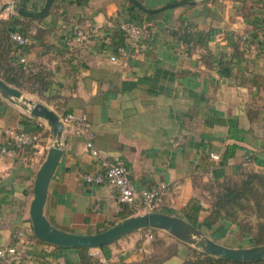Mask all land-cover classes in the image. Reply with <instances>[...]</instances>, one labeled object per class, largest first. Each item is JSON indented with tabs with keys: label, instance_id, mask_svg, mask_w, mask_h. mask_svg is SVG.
Returning <instances> with one entry per match:
<instances>
[{
	"label": "crops",
	"instance_id": "obj_1",
	"mask_svg": "<svg viewBox=\"0 0 264 264\" xmlns=\"http://www.w3.org/2000/svg\"><path fill=\"white\" fill-rule=\"evenodd\" d=\"M137 1L147 8L182 3L151 14L140 9L145 16L139 21L151 25V35L132 44L120 30L122 22L137 21L139 8L129 0H52L42 22L29 27L31 35L37 27L44 29L52 57H45L39 39L25 35L28 51L17 53L11 63L18 66L21 56L29 63H46L53 79L44 95L56 106L35 94L21 91L23 95L46 104L58 116L84 114L96 148L127 166L135 188L177 184L160 196L157 211L180 216L197 194L198 182L221 181L243 170L264 172V88L256 86L264 79V0H245L252 6L247 16L235 0ZM4 3L0 0V19L26 17L8 15ZM44 3L17 0L16 7L35 11ZM187 22L208 33L211 64L201 61L200 47L187 53L171 33ZM76 28L86 34L76 49L77 58L68 55L65 45ZM118 46L125 51L118 52ZM248 109L256 115L250 117ZM20 115L48 131L40 143L44 152L52 139L46 122L1 95L0 148L7 129L22 127ZM61 142L64 151L44 204L47 220L58 229L87 235L132 215L114 189L83 179L87 173L102 172L84 137L67 130ZM23 155L26 158L0 153V247L15 248L11 264H81L82 248L53 245L33 234L29 205L38 162L32 151ZM201 203L204 216L208 206ZM145 235L146 230H136L84 249L100 264H159L150 258L159 250ZM153 237L175 250L160 264L183 262L185 243L162 230ZM209 237L231 247L249 246L235 224Z\"/></svg>",
	"mask_w": 264,
	"mask_h": 264
},
{
	"label": "trees",
	"instance_id": "obj_2",
	"mask_svg": "<svg viewBox=\"0 0 264 264\" xmlns=\"http://www.w3.org/2000/svg\"><path fill=\"white\" fill-rule=\"evenodd\" d=\"M242 3V13L244 16L250 15L249 6L245 0H235ZM259 0H251L254 4ZM52 7V6H51ZM145 16L140 9H137V21ZM42 17H18L14 16L9 20L0 19V78L7 84L27 93L35 94L48 103H53L48 99L46 92L52 84L53 72L46 63L26 62V70L21 69V64L14 66L11 60L17 59L16 54H23L28 51V43L16 45L10 40V33L17 31L24 36L35 37L40 40V47L45 51V57L51 58V45L42 36L44 29L37 27L36 34L31 35L30 26L34 22H42ZM136 21V22H137ZM151 30V25L148 23ZM178 42L183 45L187 53H192L196 48L202 49L201 61L211 64L214 61L208 49V33L193 28L187 22L176 30H171ZM43 38V39H42ZM42 39V40H41ZM69 56H74V50L66 47ZM15 52V53H14ZM257 87L264 88V79L257 82ZM56 106L55 103H53ZM65 113V111H64ZM256 110L248 109V115L253 117ZM21 129L25 131L37 132L40 139L48 136V131L39 124L34 123L30 117L20 115ZM20 129V127H18ZM8 136H5L3 145H7ZM41 142V140H40ZM208 201L210 207L208 213L201 216L203 205L201 199ZM132 211L130 214H133ZM129 214V215H130ZM125 217V216H123ZM180 217L201 229L207 236L213 232H223L227 224H235L237 233L246 235L249 246L264 244V172L243 170L236 176H228L221 181L198 182L197 194L190 199L187 205L180 212ZM114 222L110 223L112 225ZM108 227L105 226L104 229ZM155 233L157 230L152 229ZM153 245L159 250L158 253L151 254L150 258L159 264L174 253V247H164L161 240L153 237ZM79 259L81 264H100L87 249H79ZM181 264H264V259L256 261H233L223 257L207 254L192 246L187 245L186 257Z\"/></svg>",
	"mask_w": 264,
	"mask_h": 264
},
{
	"label": "water",
	"instance_id": "obj_3",
	"mask_svg": "<svg viewBox=\"0 0 264 264\" xmlns=\"http://www.w3.org/2000/svg\"><path fill=\"white\" fill-rule=\"evenodd\" d=\"M134 6L146 13H156L171 8L179 3H168L158 8H147L137 0H129ZM52 0H45L40 10H25L16 7V13L21 16L40 18L47 14ZM0 95L10 102L19 105L32 117L46 122L51 144L46 148L43 161L38 166L33 182V197L29 205V218L33 234L44 242L63 247L95 248L108 244L123 235L136 230H162L174 238L189 244L200 251L233 261H256L264 259V244L256 246L231 247L221 244L201 229L178 215L161 211L132 214L94 234H75L54 227L46 218L44 204L47 188L57 163L64 151L62 146L63 125L56 112L46 104L33 100L7 84L0 78Z\"/></svg>",
	"mask_w": 264,
	"mask_h": 264
},
{
	"label": "built area",
	"instance_id": "obj_4",
	"mask_svg": "<svg viewBox=\"0 0 264 264\" xmlns=\"http://www.w3.org/2000/svg\"><path fill=\"white\" fill-rule=\"evenodd\" d=\"M17 0H5L4 10L8 15L16 13ZM264 18V12H263ZM122 33L130 40L132 44H136L141 40L147 39L151 35V30L147 24L138 23L133 20L124 21L120 25ZM10 40L16 45H23L28 42L27 36H24L20 32L12 31L9 35ZM86 38L85 31L82 28H76L65 40V45L68 48L74 50V57H78L76 49L83 43ZM118 52H124V47L118 46ZM263 51H264V38H263ZM114 60L115 57L111 56ZM19 64L21 69L26 70V60L23 56L19 58ZM63 125V131L70 130L76 135L84 137L85 146L88 153L96 159V161L102 167V172L99 173H87L83 176V179L87 183L92 184H106L115 190L118 200L122 203L128 204L134 213H147L157 211L158 200L162 194L169 191L172 188H176L177 184L160 183L149 189L140 190L132 185L129 177V171L125 164L117 161L109 160L105 155L100 152L93 140V133L91 130V124L84 114L66 113L59 116ZM8 136L7 145H3L0 148L1 154L12 155L26 158L23 153L32 151L36 156V160L39 161L44 158L46 148L44 152L40 149V136L37 132L25 131L21 128H11L5 131ZM52 139L50 140L51 144ZM218 155L212 154V158H217ZM43 160V159H42ZM152 229H146L145 240L150 244L153 238ZM21 235V233H20ZM150 249V245H148ZM15 253V248L12 246L0 247V264H11L10 256Z\"/></svg>",
	"mask_w": 264,
	"mask_h": 264
},
{
	"label": "rangeland",
	"instance_id": "obj_5",
	"mask_svg": "<svg viewBox=\"0 0 264 264\" xmlns=\"http://www.w3.org/2000/svg\"><path fill=\"white\" fill-rule=\"evenodd\" d=\"M45 153H46V151H45ZM44 157H45V155H44ZM42 159H44V158H42ZM40 160L39 161V163H38V166L41 164V162L43 161V160ZM202 201H203V203H205L207 206H208V209H209V207H210V205H209V203H208V201L207 200H205V199H201ZM136 214V213H135ZM198 228V227H197ZM180 241V240H179ZM182 242V241H181ZM184 243V242H183ZM186 244V243H185ZM186 245H188V246H191V245H189V244H186ZM193 247V246H192ZM195 248V247H194ZM199 250V249H198Z\"/></svg>",
	"mask_w": 264,
	"mask_h": 264
}]
</instances>
